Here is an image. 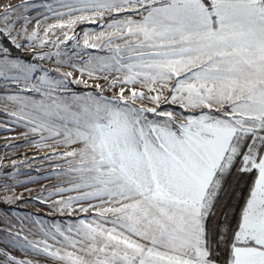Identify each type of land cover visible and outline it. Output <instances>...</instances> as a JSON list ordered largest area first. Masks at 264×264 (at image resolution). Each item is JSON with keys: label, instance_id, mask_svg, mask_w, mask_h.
I'll return each instance as SVG.
<instances>
[{"label": "snow or ice", "instance_id": "obj_1", "mask_svg": "<svg viewBox=\"0 0 264 264\" xmlns=\"http://www.w3.org/2000/svg\"><path fill=\"white\" fill-rule=\"evenodd\" d=\"M0 134V264H264V0H0Z\"/></svg>", "mask_w": 264, "mask_h": 264}, {"label": "rangeland", "instance_id": "obj_2", "mask_svg": "<svg viewBox=\"0 0 264 264\" xmlns=\"http://www.w3.org/2000/svg\"><path fill=\"white\" fill-rule=\"evenodd\" d=\"M0 135H3V134H0ZM5 141L4 140H0V145H2ZM3 153H0V155H2ZM18 191H23V189H19ZM32 206L34 207V209H36V206L33 204H29V205H21L22 208H24L25 210H32ZM35 211V210H34ZM38 211L40 212L41 211V208L38 206ZM37 212V211H35Z\"/></svg>", "mask_w": 264, "mask_h": 264}, {"label": "crops", "instance_id": "obj_3", "mask_svg": "<svg viewBox=\"0 0 264 264\" xmlns=\"http://www.w3.org/2000/svg\"><path fill=\"white\" fill-rule=\"evenodd\" d=\"M35 187H39V185H36ZM32 205H33V204H32ZM35 206H36V205H35ZM32 210H33V211L35 210V211L39 212V211H38V206H36V209H34V207L32 206ZM26 211H31V210H26Z\"/></svg>", "mask_w": 264, "mask_h": 264}]
</instances>
